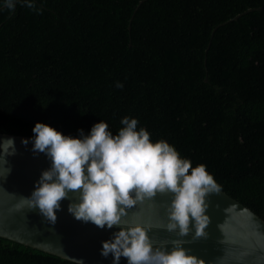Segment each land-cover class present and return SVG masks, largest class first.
Instances as JSON below:
<instances>
[{
    "label": "trees",
    "instance_id": "16d2710c",
    "mask_svg": "<svg viewBox=\"0 0 264 264\" xmlns=\"http://www.w3.org/2000/svg\"><path fill=\"white\" fill-rule=\"evenodd\" d=\"M33 2L0 0V132L135 118L264 219V0ZM0 264L79 263L0 237Z\"/></svg>",
    "mask_w": 264,
    "mask_h": 264
},
{
    "label": "clouds",
    "instance_id": "9594fccd",
    "mask_svg": "<svg viewBox=\"0 0 264 264\" xmlns=\"http://www.w3.org/2000/svg\"><path fill=\"white\" fill-rule=\"evenodd\" d=\"M20 2L36 10L33 0ZM4 4L14 10L16 0H4ZM117 87L122 88L123 84L117 82ZM138 123L135 118L124 117L123 127L114 135L108 124L100 121L87 135L79 130L76 138L37 122L32 151L44 153L51 166L42 172L31 195L21 197V205L38 210L54 226L62 201L69 200L68 212L77 221L101 230L118 228L110 239L101 242V256L111 255L113 264H120L122 257L127 264H204L183 247L185 240H172L171 251L154 249L149 236L151 226L124 219L128 209L138 203L153 199L158 193H171L165 230L185 237L194 227L193 240L206 239L205 230L211 223L206 198L221 192L206 165L193 167L191 160L182 158L166 140L152 142L150 132L145 128L138 130ZM22 143L27 146L29 140L23 139ZM15 154L14 138L0 140V156L5 164L6 157ZM79 264H84L83 260Z\"/></svg>",
    "mask_w": 264,
    "mask_h": 264
},
{
    "label": "water",
    "instance_id": "95a60500",
    "mask_svg": "<svg viewBox=\"0 0 264 264\" xmlns=\"http://www.w3.org/2000/svg\"><path fill=\"white\" fill-rule=\"evenodd\" d=\"M7 138H14L16 154L6 157L7 164L0 156V237L76 263L83 260L84 264H113L111 255L101 256V242L110 239L118 228L101 230L91 223L77 221L68 212L69 200L62 201V211L57 212L54 226L38 210L21 205V197L31 195L51 161L44 153H33L32 136L0 132V140ZM23 139L29 140L27 146ZM172 198L171 193H158L128 209L124 219L150 225L154 249L171 251L170 242L182 239L189 254L202 259L204 264H264V219L252 209L223 190L209 195L206 200L211 223L205 230L208 237L193 240L194 227L185 237L165 230L167 205ZM120 264H127V259L122 257Z\"/></svg>",
    "mask_w": 264,
    "mask_h": 264
}]
</instances>
